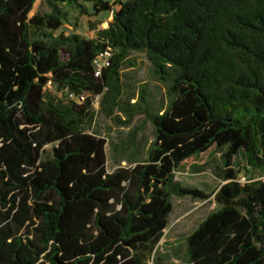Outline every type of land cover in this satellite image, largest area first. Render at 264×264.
<instances>
[{"label": "trees", "instance_id": "obj_1", "mask_svg": "<svg viewBox=\"0 0 264 264\" xmlns=\"http://www.w3.org/2000/svg\"><path fill=\"white\" fill-rule=\"evenodd\" d=\"M38 1L0 0V264H157L172 197H210L175 174L210 151L224 167L220 208L185 239L187 262L264 264V180L232 168L242 152L264 171V0H43L50 12L31 17ZM72 12L111 18L93 38L56 35ZM132 52L167 85L166 108L144 88L131 103ZM97 98L113 122L144 116L154 130L143 155L134 131L111 145L112 170L91 132Z\"/></svg>", "mask_w": 264, "mask_h": 264}, {"label": "rangeland", "instance_id": "obj_2", "mask_svg": "<svg viewBox=\"0 0 264 264\" xmlns=\"http://www.w3.org/2000/svg\"><path fill=\"white\" fill-rule=\"evenodd\" d=\"M114 3L116 0H106ZM90 14L93 13L91 4H88ZM50 9L43 0H39L35 5L32 16L48 14ZM111 18V13H102L98 17L80 16L78 13H70L68 21L56 32L70 35L78 34L85 38H93L96 30L91 27L97 22L101 24L98 29L107 28V22ZM129 60L134 67L128 66L123 70V85L128 96H132L134 103L138 100V93L142 88L146 90V97L155 108H166L170 103L168 87L159 82L152 73V68L143 53L132 52ZM46 91L50 92L58 100H66L67 94L59 91L52 84H48ZM96 111L95 121L91 132L99 137L106 138L108 142L109 170L113 169L111 161V145H121L134 131L137 136L136 145L141 151V155L149 149L154 142V130L150 123L145 122L144 116H137L131 126H122L106 118L99 110L100 100L94 101ZM48 149L50 147H47ZM127 163L123 162L122 166ZM221 152L210 151L199 156L190 166L178 171L175 174L174 183L183 188L198 189L210 196L208 199H195L191 196L172 197L173 212L169 217V226L165 231V236L160 243L157 253V264H188L186 258L185 239L190 236L199 225L212 213L219 210L220 206L214 200V193L221 186V171L223 170ZM232 168L235 170L241 183L248 180H264V171L253 169L246 163L245 157L240 152L233 160ZM147 264H153L151 258Z\"/></svg>", "mask_w": 264, "mask_h": 264}, {"label": "built area", "instance_id": "obj_3", "mask_svg": "<svg viewBox=\"0 0 264 264\" xmlns=\"http://www.w3.org/2000/svg\"><path fill=\"white\" fill-rule=\"evenodd\" d=\"M112 57V51L106 50L105 52L98 55V57L94 61V68L96 76H100L102 73L103 68L109 65V61ZM69 99L76 100L77 102H83L85 100L84 96L76 97L73 94H70ZM96 100H99L98 98Z\"/></svg>", "mask_w": 264, "mask_h": 264}]
</instances>
